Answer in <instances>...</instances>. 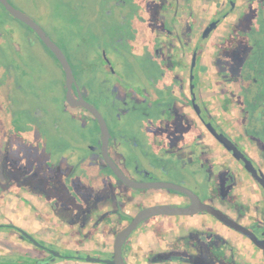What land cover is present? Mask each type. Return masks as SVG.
Instances as JSON below:
<instances>
[{"label": "flooded vegetation", "instance_id": "1", "mask_svg": "<svg viewBox=\"0 0 264 264\" xmlns=\"http://www.w3.org/2000/svg\"><path fill=\"white\" fill-rule=\"evenodd\" d=\"M159 2L149 9V17L131 3L134 32L131 47L138 52L137 56L143 55L151 61V64L142 66L149 76L146 79L154 85L151 92L147 88H137L132 82L128 85L119 76L112 79L110 72H115V68L113 57L109 55H105L106 66L102 64L96 78L79 80L67 51L44 29L62 49L72 67L75 82L69 88L65 70L57 57L39 35L21 21L38 36L62 68V111L82 122L90 130L94 142L88 148L86 145L66 146L64 139H60L62 136H54V132L51 139L44 138L42 132L47 128L44 120L50 109L36 106L37 125L31 123L29 126L23 111H15V104L6 102L0 95V114L5 106L14 111L11 115L1 114L3 128L1 125L0 129L5 136L3 147L10 151V159L18 163L15 170L10 167L0 170L1 255H32L37 261L31 264H48L57 258H70L59 250L66 244L102 253L100 258H112L116 235L140 210L155 204L188 206L192 202L191 197L182 191L156 187L137 189L121 180L103 155L100 122L89 109L78 103L80 95L103 115L109 129L108 156L127 178L148 184L171 182L191 189L202 203L233 218L264 239V0ZM118 3V7L127 4L124 1ZM121 16L126 19L124 13ZM233 27L238 30L237 37L232 35ZM140 31H144L147 37L145 41L135 42ZM94 51L96 55L101 54L100 49ZM114 55L121 58L117 49ZM132 72L135 71L129 72L130 80ZM104 73L107 78L103 77ZM92 93L101 99L100 104L90 98ZM45 97L54 101L53 93L48 92ZM138 113L147 123L156 121L161 125L155 130V133L163 131L160 160L148 149L139 153L131 151V145H139V142L132 129L131 134L126 133L123 119H134L141 128L138 131L144 132L147 130L145 124L142 127L135 119ZM30 127L31 131L37 132L33 138L35 143L24 145ZM52 128L56 129L57 125ZM69 151L73 153L71 157L67 154ZM61 154L64 167L51 168L50 158ZM22 157L27 158V162ZM143 159H146L145 163ZM200 166L208 167V171L201 172L197 168ZM186 167L193 170L187 174L183 172ZM64 172L67 175L63 184L68 185L67 190L73 191L72 184H81L90 187L86 192L96 199L89 208L90 215H85L86 220H75L73 225L59 221L54 215L57 208L54 204L66 202L68 198L64 195H71L68 191L65 194L55 192L59 180L57 173L62 175ZM202 182L209 184L207 195ZM203 213L220 221L206 211L184 216L183 220L193 218V221L183 224L179 221L171 231L161 226V221H154L157 216L143 221L124 244L123 255L127 264H139L130 260L131 254L145 246L147 251L138 256L141 264H149L152 259L156 260L154 264H191L184 255L176 261L168 254L167 243L179 242L181 246L178 248L182 250L191 244L202 246L211 231L221 247L227 242L233 245L235 252L228 248L226 259L233 255L237 264H254L246 247L222 232L218 223L209 217L198 220ZM184 226L190 233L208 232V236L199 241H185L184 236L178 235L180 227ZM151 228L155 233L152 243L146 241L147 235L143 237ZM231 229L254 246L259 252L257 263L264 264V249L245 234ZM9 239L16 243L14 249L9 248ZM51 250L62 256L53 258ZM71 258L85 260L86 257ZM212 260L215 263V259Z\"/></svg>", "mask_w": 264, "mask_h": 264}, {"label": "rangeland", "instance_id": "2", "mask_svg": "<svg viewBox=\"0 0 264 264\" xmlns=\"http://www.w3.org/2000/svg\"><path fill=\"white\" fill-rule=\"evenodd\" d=\"M9 1L15 7L22 10L41 24L48 34L64 47L70 57L79 80H84L93 76L96 78L102 64L106 66L104 61L105 55H109L113 57V66L115 68V72H110L113 75L112 79L115 80V78L119 76L122 79V82H125L128 85H131L132 82V85L139 89L143 87L147 88L150 92L153 90L154 85L148 81V78L146 79V77H149L146 76L147 70L145 71L142 69L143 65H149V62L151 64V61L146 59L143 55L137 56L138 52H134L131 47V35L134 33L131 28V3L134 4L135 7H139L138 11L145 17H149L151 16L149 9L159 4L160 0H115L116 3H114V0ZM119 1L126 2V6L122 3V7H118L117 5L119 4ZM122 13L125 14L126 19H122ZM159 28L160 27L157 29ZM242 28H244V26H242ZM244 29H246V27ZM232 31V35L237 37V28L233 27L231 32ZM157 33L159 34V32ZM145 36L146 33L140 31L135 42L141 40L145 41ZM247 38L249 40V37ZM248 43H250V40ZM95 49H100L101 54L96 55V52L94 51ZM115 49L121 52V58L115 57ZM98 59L100 60L99 62H97ZM231 61V63H233V59ZM130 65L131 70L135 71L131 73V80L128 78L129 72L131 71L129 70ZM137 76L140 79H138ZM103 77L107 78V73H104ZM63 79L64 74L61 66L58 64V61H56L52 53L40 41L38 36L28 26L13 17L0 5V95L6 102L10 101L12 105L15 104V107L13 106L15 111L20 109L21 112L23 111V116H25L27 121L30 122L29 126H31V123L37 125V115L35 114L36 111L34 109L36 106L47 107V110L50 109L44 120V124L47 123L46 131L44 130L45 132H42L44 138L51 139L54 132V136H62L60 139H64L66 146L69 144L79 146L86 145L88 148V145L91 142H94L90 130H88L82 122L75 121L71 115L65 114L62 111L63 105L61 104V98H63L64 94V87L62 86ZM94 81L95 79H93V82ZM21 88L22 90H20ZM48 92L49 94L53 93L54 101L48 100L45 97ZM90 98L96 103H101V99L98 98L96 94L92 93ZM51 102L53 104H51ZM100 108L103 111H106L104 107L100 106ZM13 109L12 107L5 106L2 108L1 114L3 116L6 114L11 115ZM1 114L0 126L2 125ZM142 118L144 117L141 116L140 113L135 117L136 121L140 122L142 127L143 124H145L144 128H147V130H144V132L138 131L141 128L137 126L134 119H123L126 133L131 134V131L133 130V133H136V141L139 142V145H131V151L139 153L148 149L153 151L155 157L157 156L156 158L160 160L161 158H159V155L162 149L161 145L163 140L161 137L163 131L161 133H155V130L161 128V125L156 121L147 123ZM56 125L58 129L56 128ZM52 126L56 129H53ZM38 128L41 129V127ZM31 130L32 127H30V133H26L28 134V137L24 138V145H33L35 143L33 138L34 134L37 132ZM2 134L3 132L0 129V170L5 167H10V169L12 168L15 170L18 163H14L9 157L10 151L6 148L4 149L5 136ZM62 154L54 155L50 158L49 165L51 168L55 167L54 169H61L64 167V164L61 161ZM67 154L69 157L73 155L70 151ZM19 158H21V156ZM22 159L24 162H27V158L25 159V157H22ZM142 162L145 163L146 159H143ZM197 168L204 173L208 171V167L206 166H200ZM185 169L183 172H186L187 174L193 170V168L187 167ZM66 172L62 175L57 173L59 180L56 182L55 192L65 194V192L68 191L73 197L66 194L64 195V197L68 198L66 202L59 205L58 201V205L54 204V206H57L54 215L59 221H63L68 225H73L75 220L77 222L86 220L85 215H90L91 211L89 208L94 205L96 199L91 196L92 194L90 195V193L86 192L87 189L91 188L81 186V184H72L70 188H73V191L67 190V188L69 189L68 185L63 184L64 176L67 175ZM201 172L199 173L201 174ZM174 175L177 176L176 173ZM201 178H204L203 175H201ZM201 185H203L204 193L207 195L209 184L207 182H202ZM58 208H61V210H57ZM200 216L201 217H199L198 220L207 219V217H209L214 223H218L220 225L219 227H226L230 231L235 232L230 227L222 224V222L206 213H203ZM160 217L168 216H157L154 221H160ZM175 218L180 220L183 219L184 216H176ZM163 220L164 219L162 218L161 224L166 227ZM170 221L171 220H169V222ZM189 231L190 230L185 228V226L182 228L180 227L178 235L180 237L184 236L185 241H191L190 239L199 241L202 237L208 236V232L195 235L193 232L190 233ZM154 234L155 233L151 228L148 230V233L143 234V237L147 235L146 241L152 243L151 241L155 239ZM213 235L214 234L211 231L205 244H203L205 246L197 245L198 247H195V245L191 244L184 250L178 248V246H181V243L178 242L177 244H172V242H168L170 240H168L167 237L168 254L174 257L176 261H179L180 258H182L181 256L184 255L183 257L190 260L191 262H189L191 264H237L234 262L233 255H230L231 259H226L228 248L231 252H235L233 245L227 242L223 243L221 247L218 243V239H216L217 237H214ZM146 241L145 243H147ZM8 244L11 249H14L16 246V243L11 239H9ZM145 247H142L141 250L136 249V252L131 254V260L137 261L141 264L142 262L138 256L140 257L147 251V247ZM59 250L64 256H70V258H57L55 262L49 261L48 264H75L74 261L80 259H74L71 257L102 256V253L97 251H86L84 248H80L79 245L74 247L65 244V246L59 248ZM192 252L195 253L193 254ZM33 257L34 256L32 255L22 256L19 254L12 255L11 253H3L2 255L0 254V264H31L36 260ZM212 259H215V263H213ZM80 261L88 262L85 260ZM150 261H152L150 262L151 264H154V261L156 260L152 259Z\"/></svg>", "mask_w": 264, "mask_h": 264}, {"label": "water", "instance_id": "3", "mask_svg": "<svg viewBox=\"0 0 264 264\" xmlns=\"http://www.w3.org/2000/svg\"><path fill=\"white\" fill-rule=\"evenodd\" d=\"M0 3L13 17H15L16 19L22 21L23 23L31 27L39 35L42 41L54 53V55L57 57V59L63 66L66 73L68 87L71 88L72 83L75 82L74 73L62 49L51 39V37L47 34L44 28L38 22H36L31 16H29L22 10L15 7L9 0H0ZM80 98L81 99L78 103L89 109L92 112V114L99 120L103 134V155L107 159V162L109 163L111 169L121 180H123L127 185L137 189L156 187L160 189L165 188L169 190L182 191L185 194H188L192 199V202L188 206H176L171 204H155L143 208L142 210L139 211V213L136 216L133 217L131 222L125 228L119 231L118 234L116 235L112 258L104 259L100 257L87 256L85 260L98 262V263H106V264H127V261L123 255L124 244L127 241L128 237L133 233V231H135L138 228V226L143 221L151 217L161 216V215H165V216L195 215L201 211H206L208 213H211L220 221L224 222L226 225L248 236L251 240H253V242L259 248L264 249V239L263 240L260 239L255 232L245 227L244 225L238 223L233 218L223 214L222 212L218 211L212 206L202 203L200 197L197 194H195L191 189H188L182 185L171 182H157V183L148 184V183H138L127 178L108 156V150L106 146L108 145V141H109V129L103 115L94 105L85 101V99H83L81 95ZM256 177L258 178L259 181H261L259 175H257ZM25 234L27 235V233ZM51 252L53 253V258L62 256L56 250H51Z\"/></svg>", "mask_w": 264, "mask_h": 264}, {"label": "crops", "instance_id": "4", "mask_svg": "<svg viewBox=\"0 0 264 264\" xmlns=\"http://www.w3.org/2000/svg\"><path fill=\"white\" fill-rule=\"evenodd\" d=\"M163 222L166 224V230L168 229V231H171V230H173L174 228H172V226L173 227H175L176 225H177V223H190L191 221H193V218H189V219H176L175 218V216H168V217H163ZM176 221H175V220ZM195 219H196V217H195ZM162 220V219H161ZM160 220V221H161ZM169 220H171L170 222H169ZM180 221V222H179ZM160 225L161 226H163L162 224H161V222H160ZM216 226V225H215ZM218 226V228L222 231V232H224L226 235H229V236H232L233 238H234V240L236 241V243H237V241H240L241 242V244H243L245 247H246V249H247V251H248V253L250 254V256H252L253 257V259L251 258V261L254 263V264H258L257 263V258H259V252H257V251H255V248H254V246H252L249 242H247L242 236H240L238 233L236 234L235 232H232V231H230L229 229H227L226 227H219L220 225L218 224L217 225ZM0 254H1V252H0ZM254 256H257V257H254ZM131 260V259H130ZM75 262V264H99V263H97V262H81L80 260H75L74 261Z\"/></svg>", "mask_w": 264, "mask_h": 264}, {"label": "trees", "instance_id": "5", "mask_svg": "<svg viewBox=\"0 0 264 264\" xmlns=\"http://www.w3.org/2000/svg\"><path fill=\"white\" fill-rule=\"evenodd\" d=\"M0 5L3 7V5L0 3ZM4 8V7H3ZM5 9V8H4Z\"/></svg>", "mask_w": 264, "mask_h": 264}]
</instances>
